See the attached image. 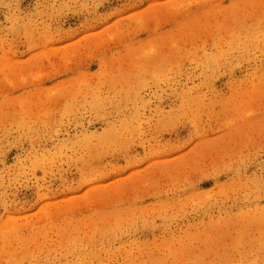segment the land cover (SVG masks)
Instances as JSON below:
<instances>
[{"label": "rangeland", "instance_id": "obj_1", "mask_svg": "<svg viewBox=\"0 0 264 264\" xmlns=\"http://www.w3.org/2000/svg\"><path fill=\"white\" fill-rule=\"evenodd\" d=\"M0 264H264V0H0Z\"/></svg>", "mask_w": 264, "mask_h": 264}]
</instances>
